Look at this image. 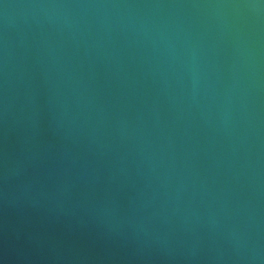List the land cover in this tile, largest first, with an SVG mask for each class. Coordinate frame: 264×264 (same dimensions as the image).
I'll return each instance as SVG.
<instances>
[{"label":"water","instance_id":"95a60500","mask_svg":"<svg viewBox=\"0 0 264 264\" xmlns=\"http://www.w3.org/2000/svg\"><path fill=\"white\" fill-rule=\"evenodd\" d=\"M0 264H264V0H0Z\"/></svg>","mask_w":264,"mask_h":264}]
</instances>
